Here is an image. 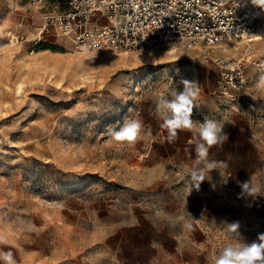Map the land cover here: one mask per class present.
<instances>
[{
    "label": "rangeland",
    "instance_id": "rangeland-1",
    "mask_svg": "<svg viewBox=\"0 0 264 264\" xmlns=\"http://www.w3.org/2000/svg\"><path fill=\"white\" fill-rule=\"evenodd\" d=\"M67 6L0 0V250L17 264H212L239 239L227 225L257 241L264 36L232 101L217 91V65L196 50L80 54L56 30L42 31L46 15ZM246 47L224 44L212 54L240 58ZM181 80L199 89L193 121L222 122L229 134L208 156L226 166L205 170L198 190L190 173L204 166L196 164L194 133L169 142L157 112V100L181 91ZM131 120L141 123L138 139L116 141L113 132ZM249 179L262 189L257 196L242 194Z\"/></svg>",
    "mask_w": 264,
    "mask_h": 264
},
{
    "label": "built area",
    "instance_id": "built-area-1",
    "mask_svg": "<svg viewBox=\"0 0 264 264\" xmlns=\"http://www.w3.org/2000/svg\"><path fill=\"white\" fill-rule=\"evenodd\" d=\"M239 0H68L67 9L45 17L51 29L71 40L80 54L143 52L159 46L196 50L217 65V91L235 101L248 83L246 61L264 36V11ZM38 5L46 0H35ZM245 43L240 58L213 55L224 44ZM216 91V92H217Z\"/></svg>",
    "mask_w": 264,
    "mask_h": 264
},
{
    "label": "clouds",
    "instance_id": "clouds-1",
    "mask_svg": "<svg viewBox=\"0 0 264 264\" xmlns=\"http://www.w3.org/2000/svg\"><path fill=\"white\" fill-rule=\"evenodd\" d=\"M249 0H239L236 7L245 6ZM250 3L264 11V0H250ZM183 85L181 91L172 94L171 98L160 97L157 100V112L163 120L161 127L168 132L169 142L177 139L179 131H190L196 137L195 154L196 164H203V168L197 167L191 170L193 187L197 190L200 184L206 179L205 170L210 173L217 170L222 162L209 161V150L212 146L223 144L229 139V134L224 131L225 125L222 122L205 118L203 122L193 121L192 111L194 100L198 97L199 89L196 82L181 80ZM260 87H264V77L259 82ZM141 130V123L137 120L126 122L118 131L113 132V138L118 142L134 143ZM242 194L257 196L261 187L251 184L250 179L240 184ZM190 227V225H189ZM228 231L234 233L239 239L234 244L230 243L224 247L220 253L212 260V264H264V234H259L257 241L245 242L240 236L239 224L227 225ZM6 241L0 237V244ZM0 264H17L14 253L11 250H0Z\"/></svg>",
    "mask_w": 264,
    "mask_h": 264
},
{
    "label": "crops",
    "instance_id": "crops-1",
    "mask_svg": "<svg viewBox=\"0 0 264 264\" xmlns=\"http://www.w3.org/2000/svg\"><path fill=\"white\" fill-rule=\"evenodd\" d=\"M182 248H184V247H179L180 250H182ZM176 258L178 259V255L176 256Z\"/></svg>",
    "mask_w": 264,
    "mask_h": 264
},
{
    "label": "bare ground",
    "instance_id": "bare-ground-1",
    "mask_svg": "<svg viewBox=\"0 0 264 264\" xmlns=\"http://www.w3.org/2000/svg\"><path fill=\"white\" fill-rule=\"evenodd\" d=\"M233 47V46H232ZM230 48V47H229ZM232 50V49H231Z\"/></svg>",
    "mask_w": 264,
    "mask_h": 264
}]
</instances>
